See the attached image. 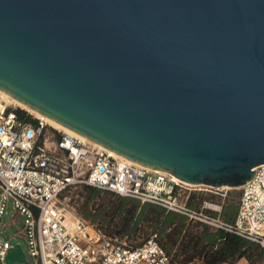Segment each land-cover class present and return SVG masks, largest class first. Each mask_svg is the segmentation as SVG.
I'll use <instances>...</instances> for the list:
<instances>
[{
  "label": "water",
  "instance_id": "1",
  "mask_svg": "<svg viewBox=\"0 0 264 264\" xmlns=\"http://www.w3.org/2000/svg\"><path fill=\"white\" fill-rule=\"evenodd\" d=\"M0 89L140 164L239 187L264 163V0H0ZM5 263L30 264L18 243Z\"/></svg>",
  "mask_w": 264,
  "mask_h": 264
},
{
  "label": "built area",
  "instance_id": "2",
  "mask_svg": "<svg viewBox=\"0 0 264 264\" xmlns=\"http://www.w3.org/2000/svg\"><path fill=\"white\" fill-rule=\"evenodd\" d=\"M254 170V176L240 186L233 221H225L219 213L228 187L173 179L167 171L126 160L87 138L59 131L43 117H20L4 105L0 107V262L6 264L8 249L20 244L10 238L20 235L35 264H178L157 241L156 232L133 243L126 234L106 233L78 214L63 195L84 184L161 205L264 245V163ZM201 190L218 194L221 201L204 199L199 208L190 206L191 193ZM9 206L12 211L5 222ZM18 215L19 225L6 238L2 232Z\"/></svg>",
  "mask_w": 264,
  "mask_h": 264
},
{
  "label": "trees",
  "instance_id": "3",
  "mask_svg": "<svg viewBox=\"0 0 264 264\" xmlns=\"http://www.w3.org/2000/svg\"><path fill=\"white\" fill-rule=\"evenodd\" d=\"M14 110L20 117L31 118L30 113L21 107ZM83 187L90 192L103 191L115 196L116 202L107 209L91 214L93 220L100 217L105 223L98 225L101 229L106 233L132 236L137 232L138 224L146 222L151 231L157 233V241L178 264L233 263L240 257H245L248 264H264V245L259 242L223 228L211 229L201 221L155 203L140 202L91 185L84 184ZM207 193L204 190L192 192L188 204L197 207L204 199L221 201L218 194ZM236 205L228 193L222 202L221 215L226 219V213Z\"/></svg>",
  "mask_w": 264,
  "mask_h": 264
},
{
  "label": "rangeland",
  "instance_id": "4",
  "mask_svg": "<svg viewBox=\"0 0 264 264\" xmlns=\"http://www.w3.org/2000/svg\"><path fill=\"white\" fill-rule=\"evenodd\" d=\"M2 105L3 106L7 105L8 107H11V108L20 107L14 102H9L3 98H0V106ZM30 115L34 117L35 114L30 113ZM58 130L63 131L60 129ZM207 192H208L207 193L208 195H210L209 193H212L209 191ZM228 193L230 194V197L233 198L237 202L241 194V189L240 187H231L228 189ZM63 199L84 219H86L89 222L95 223L97 226L100 224L105 225V223L100 219V217L93 220L91 217V214L96 213L97 210H100L101 212H103L105 209L108 208L109 205L116 202L115 196L111 195L110 193L103 192V191L90 192L87 189H85L83 185H77L76 187L72 188L70 191L66 192L63 195ZM11 211L12 209L9 206L7 214L4 217L5 222L9 220V215ZM20 218H21L20 215L16 216L14 222H11L6 226V229L2 232L6 238H10L11 234L15 231L16 227L19 225ZM151 232H152L151 228L148 226L146 222H140L138 224L137 232L135 233V235H132V236L129 235L128 237L133 243H139L143 241V239L147 235H149ZM10 240L13 243H15L16 241H19L23 250L26 253L27 260L30 262V264H35L34 259L27 253L25 241L20 235H15L14 237H11ZM235 262L230 263V264H236ZM0 264H3V263L0 262Z\"/></svg>",
  "mask_w": 264,
  "mask_h": 264
},
{
  "label": "bare ground",
  "instance_id": "5",
  "mask_svg": "<svg viewBox=\"0 0 264 264\" xmlns=\"http://www.w3.org/2000/svg\"><path fill=\"white\" fill-rule=\"evenodd\" d=\"M0 98H3V99H5L6 101H9V102H14V103H16L17 105H19L21 108L27 110L28 112L33 113V114H35L36 116L43 117V118H44V119H45L50 125H52V126L58 128V129H60V130H63V131H65V132H69V133H71L72 135H78V136H82V137H84V138H87L86 136H84V135H82V134H80V133H78V132H76V131H74V130H72V129H70V128L64 126V125H62L61 123L55 121L54 119H52V118H50V117H48V116H46V115H43L42 113H40V112L34 110L33 108L29 107L28 105H26V104L20 102L19 100L15 99V98L12 97L11 95H9V94L6 93L5 91H3L2 89H0ZM2 106H3V105H2ZM2 106H0V107H2ZM87 139H89V138H87ZM89 140H91V139H89ZM91 141H93V142H95V143H97V144H100V143H98V142H96V141H94V140H91ZM100 145H102V144H100ZM102 146H103V145H102ZM104 147H105V146H104ZM106 148H107V147H106ZM109 150H111V149H109ZM113 152L116 153L115 151H113ZM116 154H118V153H116ZM118 155H120V154H118ZM120 156H122V157L125 158L126 160H129V161H132V162H136V161H133L132 159H129V158L123 156V155H120ZM136 163H138V162H136ZM164 171H165V170H164ZM169 174L171 175V177H172L173 179H176V180H182V179L178 178L177 176H175V175L172 174V173H169ZM182 181H184V180H182ZM184 182H186V181H184ZM188 183H189V182H188ZM223 187L231 188V187L228 186V185H224ZM239 187H240V186H239Z\"/></svg>",
  "mask_w": 264,
  "mask_h": 264
},
{
  "label": "crops",
  "instance_id": "6",
  "mask_svg": "<svg viewBox=\"0 0 264 264\" xmlns=\"http://www.w3.org/2000/svg\"><path fill=\"white\" fill-rule=\"evenodd\" d=\"M237 204V202H236ZM201 205V203L197 206V208H199V206ZM237 207H235L232 211L226 213V219L221 215V211L220 213L217 212V211H210V210H207L206 211H210L212 214L216 215L219 213V215L225 220V221H233L234 217H235V214L237 212V208H238V204L236 205ZM194 207V206H193ZM209 226V225H208ZM210 227V226H209ZM211 229H216V228H213V227H210ZM236 264H248V261L245 257H240L239 259L236 260L235 262ZM219 264H230L228 262H221Z\"/></svg>",
  "mask_w": 264,
  "mask_h": 264
}]
</instances>
